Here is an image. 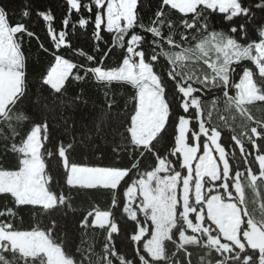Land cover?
I'll list each match as a JSON object with an SVG mask.
<instances>
[{
	"label": "snow or ice",
	"instance_id": "obj_1",
	"mask_svg": "<svg viewBox=\"0 0 264 264\" xmlns=\"http://www.w3.org/2000/svg\"><path fill=\"white\" fill-rule=\"evenodd\" d=\"M66 4L68 13L59 31L53 27L50 10L36 12L46 22L55 48L54 64L41 79V88L50 91L41 102L35 95L29 97L23 51L24 38L36 33L23 22L10 25L9 10L0 3V138L10 142L6 151L18 154L17 170L0 168V195L11 198L15 208L39 206L49 221L43 229L20 230L12 222L18 216L14 208L0 211L6 218L0 220V264H193V248L204 250L199 264H264V203L257 208L252 201L250 207L245 196L246 188L256 192L264 185V119L256 120L250 109L264 107V24L257 29L258 39L249 40L246 23L230 24L225 32L211 29L208 22L215 12L226 14L229 22L236 17L254 19L252 8L244 0H157L154 18L145 23L138 11L140 0H66ZM255 7L264 10V0ZM168 9L182 14L179 24ZM73 13L76 19H71ZM30 15L27 7L21 12L24 19ZM90 24L94 25L91 54L71 41L78 29L86 30ZM105 31L112 34L110 43ZM40 47L49 51L42 43ZM61 48L83 57L85 63L65 58ZM116 49L123 51L117 54ZM89 79L103 86L107 105L94 121L95 136L119 137L114 151L129 155L130 166L74 162L69 151L74 139L67 144L58 140L55 151L50 147L49 116L59 109L69 131L70 117L64 110L80 99L79 95L65 99L69 83ZM113 84L134 90L125 101V107L132 104L131 110L117 114L118 127L108 121L117 103ZM29 100L35 110L23 107ZM24 123H29L27 130ZM169 129L175 146L161 155L157 146ZM92 140L89 133L81 142ZM233 141L238 153L227 150ZM246 141L255 150L254 160L249 159L252 153ZM57 153L64 167L63 184L59 180L54 184L46 171V157ZM152 157V170L141 171ZM65 184L107 190L113 207L122 193L123 212L137 226L130 236L136 245L132 258L112 244L113 234L120 232L113 214L98 208L88 211L79 227L85 232L107 230L102 253H94L91 245L69 251L68 234L57 233L55 216L66 215L62 210L71 207ZM169 242L175 247L171 254Z\"/></svg>",
	"mask_w": 264,
	"mask_h": 264
},
{
	"label": "trees",
	"instance_id": "obj_2",
	"mask_svg": "<svg viewBox=\"0 0 264 264\" xmlns=\"http://www.w3.org/2000/svg\"><path fill=\"white\" fill-rule=\"evenodd\" d=\"M87 2V0H85ZM260 0H244V3L252 8L254 13V19L249 18L247 21L242 17H236L233 21L229 22L224 17L226 14L219 12L212 13L209 16V25L211 29L217 31H229V25L247 24L248 39H258L257 29L261 24H264V10L255 7ZM0 3L6 5L9 10V22L10 25H15L17 22L25 23L28 28L36 33V36L32 38L25 37L23 43V51L27 57V79L29 83V97L35 95L41 102L45 97L48 96L50 90L44 86L41 88V79L46 75L50 66L54 64V56L52 52L55 51L53 41L48 35L47 24L42 20L40 16L36 14L37 10L47 12L50 10L54 16L53 27L59 31L61 30V21L68 13V5L66 0H0ZM31 10L29 18L24 19L21 16V12L24 8ZM157 10V0H140V6L138 11L143 22L148 23L154 18V12ZM168 13L171 18L179 24L180 17L182 14L173 9H168ZM84 15H89L84 13ZM71 19H76V14L73 13ZM94 25L90 24L86 30H77L75 34L71 36V41L74 46L79 47L90 54L93 52V39L92 29ZM104 26L102 25V28ZM70 31V26H69ZM167 32V30H165ZM105 39L111 41L112 34L103 32ZM238 35V34H233ZM37 37L39 39H37ZM244 42V41H241ZM41 43L44 47L48 48L49 51L45 52L40 47ZM117 54L122 52L121 49L115 50ZM61 53L65 58L70 59L74 63H85L83 57H77L70 49L61 48ZM115 58L113 63H115ZM162 63H166L163 62ZM246 66H251L250 62H243ZM206 67V66H204ZM74 72L76 70H73ZM171 86V85H170ZM105 89L102 85L97 84L93 80L89 79L87 82H76L70 81L67 94L65 99L71 100L76 96H80V99L76 101L75 107H70L64 110V115L70 117L68 125L70 126L69 131H65L64 121L61 119L60 110L49 116V123L53 131V140L50 147L55 151L58 140L64 141L65 144L73 142L75 140L73 149H70V159L82 165L87 166H106L113 163L121 166H130L132 160L131 157L125 154L121 149L116 148L119 142V137L113 140V135L109 134L106 137H96L94 121L101 115L102 112L107 111V105L105 102ZM112 92L115 94V100L117 103L110 110L108 121L110 125L118 127L119 121L117 120V114H123L125 111H130L132 104L128 103L125 107V101L128 100L134 94V90L129 85L125 84H113ZM35 110L36 105L31 104V100L26 102L23 107H29ZM251 114L256 120L264 119V107L259 105L250 106ZM178 112L182 109L177 108ZM215 119V116H214ZM24 130L29 128V123H24ZM239 130V129H238ZM7 132V129L4 130ZM109 133H112V128L107 129ZM172 129H169V135L165 137L164 141L158 145V149L161 155H167L171 149L175 146V138L172 135ZM91 133L93 140L88 143L81 142L83 138ZM230 136V133L226 134ZM19 141V137H17ZM259 143V141H258ZM5 144H10L3 138H0V168L5 170H17L16 165L18 163V154L11 150H5ZM232 144H229L228 151L239 152V148L233 149ZM246 149L252 153L249 157L250 160H254L255 150L252 149L251 145L245 142ZM131 148H129V152ZM202 151L198 153L201 155ZM175 160L176 157H169ZM145 162L144 170H152L149 167L151 160ZM46 171L54 178V184L56 180L60 183H64L65 173L64 167L58 153L51 158L46 157ZM255 170L258 171V165ZM186 174V170H184ZM260 182H258L259 184ZM64 194L69 198L71 207L64 208L61 212L55 214L56 219L59 222L60 227L57 229V233L63 235L68 234L69 240V251L75 252L77 247L88 249L92 246V250L96 254H100L103 251L107 237L106 229L91 228L87 232L79 227V221L82 217L87 215L88 211H110L113 214V218L118 224L120 229L119 233L113 234L112 244L117 250L122 252L128 258H132L135 253L136 245L130 242V236L133 234V229L137 227L135 222L128 218L127 214L123 212V205L126 202V198L123 197L122 193L117 196V205L113 207L111 193L107 190H84L69 188L66 184L64 185ZM246 200L249 202V206H252V201H255V207L259 208L261 203H264V185L258 187L256 192L251 189H245ZM135 203H139V198ZM5 207L14 208L18 212V216L12 220L15 226L20 230H32L34 228L43 229L48 224L47 216L41 214L39 206L35 208L32 206H23L15 208V205L11 198L0 195V211H3ZM135 207V205H133ZM75 209V210H73ZM138 218L143 221V215L138 214ZM5 217H0V220H5ZM89 219H94L90 217ZM148 237H145L147 239ZM143 241L140 243L142 251ZM169 254L175 251V247L169 242L168 243ZM193 264H199V258L204 255V250L193 248ZM146 258H147V254ZM183 254H181L182 256ZM213 258H216V254L213 253ZM150 259V258H149ZM118 264V262H117Z\"/></svg>",
	"mask_w": 264,
	"mask_h": 264
}]
</instances>
